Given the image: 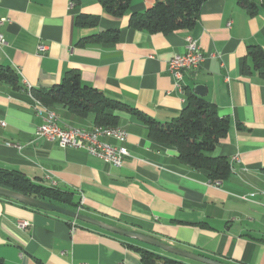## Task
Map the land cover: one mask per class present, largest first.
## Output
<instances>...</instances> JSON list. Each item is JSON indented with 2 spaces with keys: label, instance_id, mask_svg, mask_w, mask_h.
I'll return each mask as SVG.
<instances>
[{
  "label": "crops",
  "instance_id": "crops-1",
  "mask_svg": "<svg viewBox=\"0 0 264 264\" xmlns=\"http://www.w3.org/2000/svg\"><path fill=\"white\" fill-rule=\"evenodd\" d=\"M154 3L134 0L132 11ZM80 15L99 23L78 26ZM0 18L8 42L0 47V69L19 78V87L0 80V168L73 192L79 212L105 223L223 263L264 264V78L248 55L251 45L264 49L262 4L252 15L237 0H209L193 29L167 34L131 28L130 13L114 16L100 0H2ZM112 29L119 30L118 42L79 44ZM188 34L199 40L205 60L184 73L179 89L169 62L185 51ZM71 70L83 84L160 122L181 114L185 88L205 86L203 97L230 121L212 152L230 160V177L209 181L180 162L176 147L152 140L148 126L127 111L116 112L130 152L121 167L38 136L43 119L33 89L59 84ZM51 109L62 126H97L94 114L80 117L61 104ZM74 220L0 197V257L9 264H142L132 248L138 246L203 264L83 221L72 231Z\"/></svg>",
  "mask_w": 264,
  "mask_h": 264
},
{
  "label": "trees",
  "instance_id": "trees-1",
  "mask_svg": "<svg viewBox=\"0 0 264 264\" xmlns=\"http://www.w3.org/2000/svg\"><path fill=\"white\" fill-rule=\"evenodd\" d=\"M207 1L209 0H155L154 5L147 11L136 12L132 11L134 0H100L103 8L114 16L122 17L130 13L129 26L131 28L164 34L193 29ZM237 1L252 15L256 13L260 4L264 6V0ZM98 23L97 17L89 15H80L76 19L78 26H97ZM118 40L119 30L112 29L84 38L79 44L115 43ZM248 55L252 57L254 67L264 78L263 47L249 46ZM245 73H248L247 67H245ZM0 80L19 87L18 74L13 69H0ZM184 92L188 103L181 114L171 122H160L125 103L106 97L97 88L83 84L77 71H68L61 83L50 88L33 89V95L43 105L52 108L56 104H61L80 117L94 114V122L98 126H118L119 117L116 112H130L148 126L149 137L152 140L176 147L181 163L194 170L204 171L209 181L213 183L225 181L232 173L231 162L226 157L212 156V152L220 140L227 135L230 121L219 114L216 105L208 102L192 89L185 88ZM0 186L71 210L81 208V202L74 198L73 192L46 186L30 179L18 170L0 168ZM0 197L20 203L4 196ZM50 213L63 216L56 212ZM132 248L139 253L142 264H189L138 246H132ZM0 264L9 263L0 257Z\"/></svg>",
  "mask_w": 264,
  "mask_h": 264
},
{
  "label": "built area",
  "instance_id": "built-area-1",
  "mask_svg": "<svg viewBox=\"0 0 264 264\" xmlns=\"http://www.w3.org/2000/svg\"><path fill=\"white\" fill-rule=\"evenodd\" d=\"M5 22V18H0V27ZM185 41V51L175 54L169 62V71L174 77L175 86L179 89L183 88L184 73L197 70L205 60L197 38L188 34ZM7 45L8 42L0 31V47L3 48ZM39 50H45V46L40 44ZM35 109L43 119L42 124L36 130V134L50 141L57 142L61 148L83 149L89 155L116 167L123 166L126 159L130 156L129 150H121L117 148V144H112L105 140L107 138L113 139L117 143L118 137H128L126 129L121 126L118 129H109V133L106 134H99L98 131V136H89V129L62 126L59 123L57 113L55 115H44L43 108L35 107ZM93 128L98 129V125ZM20 226L25 228L28 226V222H22ZM76 228V220H74L72 222V231L76 230Z\"/></svg>",
  "mask_w": 264,
  "mask_h": 264
},
{
  "label": "water",
  "instance_id": "water-1",
  "mask_svg": "<svg viewBox=\"0 0 264 264\" xmlns=\"http://www.w3.org/2000/svg\"><path fill=\"white\" fill-rule=\"evenodd\" d=\"M195 92L200 95V96H204L206 94V87L203 85H197L195 87ZM0 196H4L6 198H10L13 199L15 201H18L24 205L27 206H31L34 208H38V209H42L45 211H49V212H56L68 217H71L75 220H79V221H83L95 226H98L104 230H107L109 232L121 235V236H125V237H129V238H133L136 240H139L141 242H144L146 244L158 247L160 249H163L164 251L183 257V258H187V259H191L194 261H198L200 263L203 264H227V263H223L217 260H213L207 257H204L202 255L196 254V253H192L186 250H183L181 248L178 247H174L172 245H169L167 243H164L163 241H160L152 236L149 235H145L142 233H138L135 231H130L118 226H114L108 223H105L99 219L93 218L89 215L83 214L81 212H79L78 210H71L69 208L63 207V206H59L41 199H38L36 197L33 196H29V195H25L23 193L17 192V191H13L11 189L5 188L0 186Z\"/></svg>",
  "mask_w": 264,
  "mask_h": 264
},
{
  "label": "bare ground",
  "instance_id": "bare-ground-1",
  "mask_svg": "<svg viewBox=\"0 0 264 264\" xmlns=\"http://www.w3.org/2000/svg\"><path fill=\"white\" fill-rule=\"evenodd\" d=\"M38 108H43V114L44 115H55V113H56L55 110L43 105L40 102H39ZM118 128H119V126H98V129L97 128L89 129V136H98V131H99V134H106V133H109V129H118ZM77 129H88V128L77 127ZM126 141H127V137H118L117 148H119L121 150H128V148L126 146Z\"/></svg>",
  "mask_w": 264,
  "mask_h": 264
},
{
  "label": "rangeland",
  "instance_id": "rangeland-1",
  "mask_svg": "<svg viewBox=\"0 0 264 264\" xmlns=\"http://www.w3.org/2000/svg\"><path fill=\"white\" fill-rule=\"evenodd\" d=\"M152 247V246H151ZM188 261H191V260H188Z\"/></svg>",
  "mask_w": 264,
  "mask_h": 264
}]
</instances>
